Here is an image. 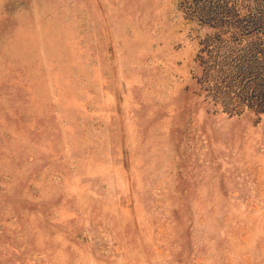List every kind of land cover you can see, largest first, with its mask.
Here are the masks:
<instances>
[{
  "label": "rangeland",
  "instance_id": "374dc122",
  "mask_svg": "<svg viewBox=\"0 0 264 264\" xmlns=\"http://www.w3.org/2000/svg\"><path fill=\"white\" fill-rule=\"evenodd\" d=\"M0 264H264V0H0Z\"/></svg>",
  "mask_w": 264,
  "mask_h": 264
}]
</instances>
